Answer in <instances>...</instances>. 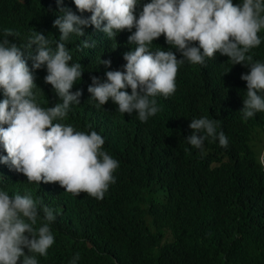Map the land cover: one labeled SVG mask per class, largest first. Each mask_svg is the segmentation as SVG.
<instances>
[{"label": "clouds", "instance_id": "obj_1", "mask_svg": "<svg viewBox=\"0 0 264 264\" xmlns=\"http://www.w3.org/2000/svg\"><path fill=\"white\" fill-rule=\"evenodd\" d=\"M74 4L81 15L60 7L55 40L36 30L28 35L25 47L36 45L31 70L21 47L7 39L19 33L6 28L0 38L4 173L67 203L66 213H53L31 193H10L3 173L0 264H78L80 248L112 251L136 229L118 232L111 208L151 218L189 196L196 159L204 161L205 178L226 170L229 129L205 113L232 108L246 122L264 114V0H151L138 9L141 0ZM90 25L109 39L135 29L124 71H87L72 56L70 34L83 42L81 50L95 47L84 39ZM42 66L54 90L36 86L34 70ZM180 79L186 107L164 113ZM246 147L264 167V134L247 136Z\"/></svg>", "mask_w": 264, "mask_h": 264}, {"label": "trees", "instance_id": "obj_2", "mask_svg": "<svg viewBox=\"0 0 264 264\" xmlns=\"http://www.w3.org/2000/svg\"><path fill=\"white\" fill-rule=\"evenodd\" d=\"M150 2L141 0L137 9ZM60 7L81 15L74 0H62L59 6L57 0H0V38L6 28L19 33L7 39L21 47L30 70L36 45L27 49V37L36 30L49 40H55L53 36L58 28L53 27V23L60 14ZM83 15L90 17L91 13ZM132 32L123 30L109 39L102 30L90 25L85 28L87 35L84 39L91 37L89 41H95V47L81 50L83 42L76 40L75 34H70L73 40L70 53L87 71H124L127 62L123 56L135 48L128 42ZM105 60L111 61L110 67L100 63ZM34 75L37 87L54 90L45 83L46 66L34 70ZM231 82L241 86L234 75ZM0 96L4 97L2 89ZM46 96L48 101L53 99L50 91H46ZM180 107H186L181 79L178 94L163 105V111ZM205 114L229 129L226 132V170L217 168L213 172L214 178H205L202 174L204 161L196 159L186 181L189 196L170 202L171 209H160L151 218H146L139 209L134 210L137 217L133 218L121 209L111 208V220L118 232L125 229H136V232L128 234V241L112 251L99 253L80 248L77 251L78 264H264V167L257 153L249 147L242 149L247 136L264 134V114L247 122L232 108L220 106ZM74 115L75 109L72 108L68 120ZM195 115L197 113H192ZM5 170L6 165L0 163V186ZM3 187L10 193H31L42 204H47L53 213H66V200L40 195L17 176L4 173ZM93 204L97 208L101 206L97 202Z\"/></svg>", "mask_w": 264, "mask_h": 264}, {"label": "rangeland", "instance_id": "obj_3", "mask_svg": "<svg viewBox=\"0 0 264 264\" xmlns=\"http://www.w3.org/2000/svg\"><path fill=\"white\" fill-rule=\"evenodd\" d=\"M256 150H257V151H259V149H258V148H256Z\"/></svg>", "mask_w": 264, "mask_h": 264}]
</instances>
